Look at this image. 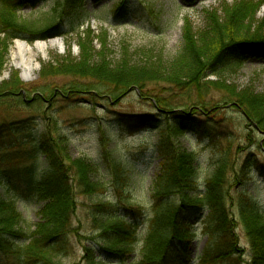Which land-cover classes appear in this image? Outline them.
Segmentation results:
<instances>
[{"label": "trees", "instance_id": "obj_1", "mask_svg": "<svg viewBox=\"0 0 264 264\" xmlns=\"http://www.w3.org/2000/svg\"><path fill=\"white\" fill-rule=\"evenodd\" d=\"M41 1L0 0V35L7 36L6 42L31 33L17 21V12L27 6L35 7ZM65 1L68 4L76 2ZM197 1L178 0L188 5ZM263 4L264 0H259V5ZM254 7L240 3L226 10L224 18L211 16L208 34L214 36L215 42L209 58L206 53H203V59L196 54V39L187 32L186 42L168 77L155 70L132 69L127 65L114 67L105 62L89 64L83 57V62L70 71H56L47 77V80H51L65 76L63 78L70 80L67 84L31 88L17 81L13 85L0 87V114L14 109L18 104L16 98L24 94L31 96L29 108L34 107V111L40 112L45 103L62 108L63 99H119L137 89L142 95H150L153 105L166 115H172L175 110L189 111L193 116L203 115L208 109L216 113L225 105L245 109L258 131L264 133V101L247 104L242 97L229 93V89L225 91V87L206 81V72L215 67L220 72L239 66L251 57L264 61V20L256 31L243 26L245 18L256 10ZM127 9L125 0H119L112 8L116 14L127 12ZM153 12L150 10V15L158 21ZM136 13L140 15V11ZM143 13L141 11V16ZM46 33L44 31L42 35ZM85 35L87 40L83 42V49L88 53L92 38L90 34ZM2 66L0 56V72ZM162 86L168 89L159 93ZM151 88L153 91L147 93ZM213 91L227 94L221 96L219 103H212L208 100ZM153 120L147 116L121 117V122L132 134L151 126ZM172 120L169 118L164 124L161 140L156 146L160 172L153 183V214L148 220V233L139 264H191L193 228L201 212H207L203 220L207 241L198 264H240L235 257V223L243 229L250 246L247 264H264V216L260 214L256 200L247 191H239L235 195L228 193L231 184L229 177L236 180L249 168L242 165L236 171L232 149L223 151L217 161L218 169L206 182L205 195H195L198 189L195 183L196 154L176 149L171 141L184 131L203 126ZM35 125V119L21 123L0 120V179L23 176L27 180V191L44 204L36 231L27 234L20 227L22 215L12 202L0 196V257L4 259L3 264H62L61 258L71 256L73 240L77 236L85 239L74 227L76 197L91 201V232L97 240H102L103 250L116 256L118 264H127L126 258L134 251L141 222L135 218L125 220L113 201H98L95 197L107 194L110 187L94 182L87 162L72 161L68 157L66 139L58 134L56 136L57 129L47 128L39 134ZM40 155L45 157L47 168L36 177V162ZM104 160L115 178L113 188L121 196L129 182L127 172L111 154H105ZM82 248L87 254V264H96L94 249L85 245Z\"/></svg>", "mask_w": 264, "mask_h": 264}, {"label": "rangeland", "instance_id": "obj_2", "mask_svg": "<svg viewBox=\"0 0 264 264\" xmlns=\"http://www.w3.org/2000/svg\"><path fill=\"white\" fill-rule=\"evenodd\" d=\"M118 1L76 0L68 4L65 0H42L35 7L27 6L17 12V21L31 33L9 42H6V35H0V56L3 62L0 87L13 85L17 81L31 88L67 84L70 80L63 78L65 76L51 80H47V77L56 71H70L83 62V57L89 64L105 62L114 67L127 65L132 69L155 70L168 77L186 42L187 32L196 39V54L202 59L203 53L211 57L215 42L214 36L208 34L212 15L224 18L226 10L236 4H252L256 10L249 18H245L243 26L256 31L264 20V4L259 5V0H198L189 5L178 0H125L128 11L116 14L112 8ZM150 10L155 12L158 21L152 18ZM137 11H140V15ZM141 11L144 12L142 16ZM44 31H47L46 35H42ZM85 33L92 38L88 53L83 49ZM52 41L61 47L57 45L50 48L46 58L38 59V66L32 76L24 78L21 68L14 64L13 52L18 42L34 46L36 43ZM17 60L23 61L21 56ZM218 70L215 67L207 71L206 81L225 87V91L229 89V93L242 97L247 104L250 102L255 105L264 101L263 60L251 57L239 66L220 72ZM164 89L168 88L159 87V93ZM152 91L153 88L147 93ZM226 94L213 91L208 101L219 103L221 96ZM16 99V107L3 111L0 120L21 123L35 119L39 134L47 128L57 129L56 136L58 134L66 139L68 157L72 161L87 162L94 182L105 183L110 187L107 194L95 198L102 202L113 201L125 220L135 218L141 222L134 251L126 258L127 264H139L142 259L148 220L153 214V183L160 172L156 146L169 118H173V122H191L203 126L184 131L171 141L176 149L196 154L195 183L198 189L195 195H205L206 182L218 169L220 153L231 148L236 171L242 165L249 169L244 170L245 174L236 180L229 177L228 182L231 184L228 193L235 195L239 191H247L256 200L260 214L264 216V133L258 131L247 117L245 109L225 105L216 113L208 109L203 115L193 116L189 111L175 110L172 115H166L153 105L150 95H142L137 89L119 99H63L62 108L45 103L40 112L34 111V107L29 108L31 96L24 94ZM126 115L147 116L154 120L150 122L151 126L132 134L121 122V117ZM105 154H111L127 172L129 182L121 196L113 188L115 178L112 169L105 163ZM36 163L38 177L47 168V163L43 155L39 156ZM26 188L27 180L23 176L0 179V196L14 204L22 215L23 223L20 227L25 233L31 234L41 222L40 211L44 204ZM76 201L74 227L85 239L81 240L77 236L73 240V254L61 258V263L87 264V254L82 248L85 245L94 249L96 264H118L116 256L105 252L102 240H97L91 232V201L81 197H76ZM206 214L199 213L194 224V239L190 247L191 264H198L206 245L203 226ZM233 227L237 241L235 257L240 264H247L250 251L248 240L238 224L235 223ZM3 262L4 259L0 257V264Z\"/></svg>", "mask_w": 264, "mask_h": 264}, {"label": "bare ground", "instance_id": "obj_3", "mask_svg": "<svg viewBox=\"0 0 264 264\" xmlns=\"http://www.w3.org/2000/svg\"><path fill=\"white\" fill-rule=\"evenodd\" d=\"M57 45L59 44L53 41L50 43H36L34 46L18 42L16 50L13 52L14 64L21 68L24 78H30L38 66V59L46 58V52ZM18 56L22 57V62L17 60Z\"/></svg>", "mask_w": 264, "mask_h": 264}]
</instances>
